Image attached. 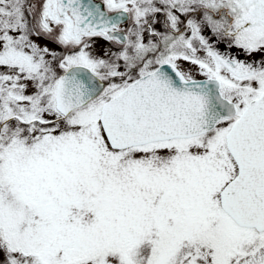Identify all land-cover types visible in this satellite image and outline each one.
<instances>
[{
  "label": "snow or ice",
  "instance_id": "snow-or-ice-1",
  "mask_svg": "<svg viewBox=\"0 0 264 264\" xmlns=\"http://www.w3.org/2000/svg\"><path fill=\"white\" fill-rule=\"evenodd\" d=\"M0 264H264V0H0Z\"/></svg>",
  "mask_w": 264,
  "mask_h": 264
},
{
  "label": "rangeland",
  "instance_id": "rangeland-1",
  "mask_svg": "<svg viewBox=\"0 0 264 264\" xmlns=\"http://www.w3.org/2000/svg\"><path fill=\"white\" fill-rule=\"evenodd\" d=\"M101 43H103V42H101Z\"/></svg>",
  "mask_w": 264,
  "mask_h": 264
}]
</instances>
